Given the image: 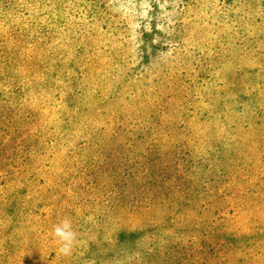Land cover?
<instances>
[{
  "label": "rangeland",
  "instance_id": "374dc122",
  "mask_svg": "<svg viewBox=\"0 0 264 264\" xmlns=\"http://www.w3.org/2000/svg\"><path fill=\"white\" fill-rule=\"evenodd\" d=\"M263 51L264 0H253V3L249 0H0V109L3 113L0 120V201H6L7 205L3 209L0 207V255L3 251L22 247L24 256L18 257L15 264H98L100 260L89 258L92 254L89 241L95 236L87 225L100 228L98 223L105 222L107 209L111 215L106 222L109 218L112 221L103 226V238L122 224L131 223L135 227L139 222L136 219L133 222L124 217L115 218L116 212L122 211L117 205L127 202L123 195L129 189L138 188L132 198L139 200L146 194L148 198L157 194L164 197L162 200L165 196L172 199L176 191L173 185L180 181L177 178L181 174L174 154L191 153V149L198 151L200 145L203 155L211 152L212 143L202 144L204 132L201 141H191L200 135L203 125H208L205 122L208 116L212 120L223 112L201 119L204 109L209 108L206 101L211 92L233 87L232 97L235 98L237 92L255 78L251 70L264 68ZM122 84L130 87L127 95L136 91L142 105L146 104L151 92L161 105L158 110L173 109L175 103L177 111L182 108L185 114L180 121L184 129L177 135L183 150L176 149V153L167 150L165 158L161 157L162 161L149 170L142 161L133 163L134 155L125 138L128 134L122 135L124 140L117 146V156L100 151L103 156L95 164L91 156L96 148L91 145V139L100 124L95 121L87 127L75 128L77 124L72 121L80 113L95 120L101 111L109 108L107 105V108L100 107L102 101L96 98L97 112L88 111L95 94L106 93V97L110 94L116 98L118 86ZM241 105L245 106L238 100L227 105L232 108L228 112L231 123L253 115L248 110L239 111ZM128 111L134 123L154 124L151 119L145 120L144 115L137 118L131 109ZM152 111L157 114L155 107ZM170 116L161 114V118ZM107 119H113V114L101 118L103 122ZM193 121H196L193 133L189 134L186 125ZM63 126L75 129L74 133L87 130L90 135L85 138L90 141L79 143L75 139L73 145L61 149L60 154H66L69 148L76 146L72 153L81 155L62 158L57 163V173L61 174L62 181L71 184L66 183L71 190L58 192L63 203L62 209L55 211L49 197L51 193L43 185H34L32 180L45 177L41 169L53 163L52 154L62 147L59 144L63 139L55 137L63 136ZM241 129L238 128L240 132ZM122 131L123 128L119 135ZM224 137L217 134L215 144L224 148L226 154L231 150L235 152L237 143L227 145ZM260 143L261 139L258 144L253 140L250 146L253 153H260L256 150ZM211 153L206 158L209 164L214 159ZM155 155L151 157L156 159ZM191 155L196 159L197 156ZM132 166L134 170L130 169ZM135 172L139 176L134 179ZM79 173L82 175L77 177ZM30 174L35 175L31 180ZM141 177L146 178L141 181ZM55 181L56 176L50 178L51 184ZM141 183H150L153 190L146 193ZM223 183L219 193L225 192L226 196L232 191L225 188V181ZM102 186L110 191L100 189ZM13 189H18V196L9 197ZM210 192H214V187ZM234 203L228 204L227 212L233 211ZM11 204L17 211H12ZM160 211L159 217H165L171 209ZM241 213L238 220L233 219L240 228H245L249 216L244 210ZM261 217L264 218V214ZM65 219L71 222L77 234L70 255L59 252L60 242L54 236V227ZM167 228L166 223H162L154 241L165 237L167 232L176 231ZM260 247L264 249V245ZM175 252L176 260L183 259L181 264H191L195 258L190 249L178 247ZM216 254H209L216 259L213 264L225 259L222 254ZM0 257V264H6L2 263L4 254ZM130 258L111 259V263L102 264L128 261L142 264L137 258Z\"/></svg>",
  "mask_w": 264,
  "mask_h": 264
},
{
  "label": "trees",
  "instance_id": "16d2710c",
  "mask_svg": "<svg viewBox=\"0 0 264 264\" xmlns=\"http://www.w3.org/2000/svg\"><path fill=\"white\" fill-rule=\"evenodd\" d=\"M249 1L253 3V0ZM261 53H264V51ZM251 72L252 74L255 73V78L253 81L248 82L249 85L247 87H243V89L238 91V95L235 98L232 97V92L235 91L233 87H229V89H216L215 87L214 89L216 90L211 92L209 99L206 101L209 108L204 109V116H201V119H204L205 115L211 116L212 114L223 112L218 117H213L212 120H209V116L208 118L205 117L207 118L205 122L208 125H203L200 135L191 138V141L194 143L201 141V134L204 132L202 144L205 142L207 144L212 143L210 145L212 153H210L214 156V159L210 160L211 165L206 159L210 153L203 155L201 145L198 151L191 149V153L184 152L183 155L176 153V149L183 150L180 148L182 144L177 135L180 130L184 129V124L180 122L185 116L184 111L182 108L177 111L178 107L175 103L172 104L173 109L169 108L167 110L161 108V110H158V107L161 105L158 103V99L154 97V93L150 91L151 95L149 98L152 99V102L148 101V98L145 101L146 104L143 105L135 90L127 95L128 88L130 87L125 84L118 86L119 89L117 90L116 98L110 94L106 97V93L101 94L99 92L100 96L95 94V97L88 107V111L91 113L97 112L99 107H95L94 100L96 98L102 101L100 107L107 108L109 106V108L101 111L102 114L99 117L95 116V120H93L94 117H84L81 113L78 118L72 120L77 124L75 128H78V126L87 127L95 121L100 124L99 127L94 129V134L91 139V145L93 144V147L96 148L93 156H91L95 158L92 160V162L95 161V164L97 159L103 156V153L100 151L103 152L104 150L106 153L108 152V155L111 154L113 157L117 156L115 154L117 152V146L124 140L122 135L127 136L128 134L129 137L125 138L128 141L129 150L134 155L132 159L134 164L142 161L143 165H147L146 169L149 170L155 167L154 164L156 162L162 161L161 157L165 158L166 153L169 152L167 150H171V152L176 153L174 154V158L179 162L178 173L181 172L177 178L180 181L173 185L176 191L172 199L165 196L166 199L162 200L164 197L161 198L157 194L153 198H148L146 196L148 194L140 200L132 198L138 188L129 189L123 195L127 199V202L117 205L118 208H122V211L116 212L115 218H119L120 220L124 217L131 221L136 219L139 221V224L135 223V227H132L131 223L122 224L120 227L108 233L106 238H103V226L112 221V218L111 220L109 218L108 223L106 222L107 217L111 215V212L107 209H105L103 218L105 222L103 224L101 222L98 223L101 226L100 228L96 229L87 225L86 228L95 236V239L89 241L92 252L89 258L94 261L100 260L98 264H102L103 262L111 263V259L122 260L127 257H131L130 259L133 260L137 258L142 264H181L183 259L176 260L177 253L175 252L176 248L179 247L182 250L190 249L194 253L195 258L191 264H197L199 262L200 264H213L216 259L210 257L209 254L211 253H217L216 255L222 254L223 258H225L223 261L216 262L215 264H264V249L260 247V244L261 246L264 245V218L261 217L264 214V68L260 67L258 70L252 69ZM235 83L238 84V82ZM80 93H78V96H80ZM233 100L244 103L245 106L241 105L238 107L239 111L248 110L253 115L245 116L240 122L231 123V120L228 118V112L232 108H227V105L233 102ZM153 107L156 108L157 114L152 111ZM224 107L225 109H223ZM129 109L132 110L137 118L144 115L147 117L145 120L151 119L154 124L146 123L145 125H140L138 122L134 123L133 121L135 119L130 120L128 115ZM198 110L200 111V109ZM110 113L113 114V119H107L103 122L101 118L105 119V114ZM162 113H167V115L171 114V116L161 118ZM2 118L3 113L0 109V120ZM129 121L132 123L130 124ZM127 122L129 123L125 124ZM194 123L196 121L186 125V129L189 128V134L193 133ZM121 128H123V131L119 135ZM238 128H242V135ZM74 130L73 128L66 129L63 126L61 131L63 132V136L55 137V139H63V143L61 142L59 144L62 147H58L55 150L56 152L52 154L53 163L41 169L43 173H46L45 177L42 175L38 181L32 180L35 183L34 185H43L51 193L49 197L52 199L51 201L54 205L53 208L56 209L55 211L61 210V203H63L62 197L57 196L58 192L60 190L64 192L71 190V188L67 187L69 183L64 180L62 181L60 178L61 174L57 173L59 167L57 163L62 158L66 159L81 155L78 152L76 154L72 153L73 149H76V146L75 148H69L66 154H60L62 152L61 149L64 146H70L75 139L79 143L82 141L83 143L90 141V138H85L90 135L87 130L84 133L81 131L74 133ZM57 134L62 133H55L54 135ZM152 134H155V136L151 137ZM217 134L225 135L223 139L227 145L237 143L235 145V152L231 150L228 154L224 153V148H219V145L215 144L214 139ZM260 139L259 149H256L260 153H253V149L250 146L253 140H256L258 144ZM87 147L90 148V146ZM84 154L88 159L91 158L88 151H85ZM154 154H156L154 156L156 159L151 157ZM191 154L197 156L196 159ZM145 161L147 162L145 163ZM18 168L19 166L16 167V169ZM130 169L134 170L135 166L130 167ZM48 170L54 175H51ZM80 175L82 173L77 174V177ZM53 176L57 177V181L51 184L50 178L53 179ZM138 176L139 174L135 172L134 179L135 177L138 178ZM32 177H35V175L30 174V180ZM145 178L141 177V181ZM224 181L226 182L225 188L229 187L232 191L226 196L224 195L225 192L219 193V186L224 184ZM10 184L12 185L11 182ZM149 184L141 183L140 187L146 188V193H150L153 189L151 190ZM78 187L80 188L82 186ZM213 187L214 192L211 193L210 190ZM100 189L110 191L105 186H102ZM16 190L18 189H13L9 197L18 196ZM111 192L113 194L115 193L114 190H111ZM1 193L2 191L0 190V195L2 196ZM53 196H57L56 199H53ZM203 199L205 201H202ZM158 200L160 201L157 202ZM232 201H235L232 205L233 211L227 212L230 206L228 204ZM165 202H168V204ZM5 206L7 207L6 201H0V207L3 209ZM167 208L171 209V212L165 217H159L161 214L160 210ZM243 210L249 216V222L247 227L240 228L236 224L237 221L233 218L238 220ZM12 211H17V208H13L12 206ZM152 211H157V213L152 214ZM230 214H233V216H230ZM157 221H160L159 224ZM164 222L168 227L167 230H176L175 233L174 231L172 233L167 232L165 237L160 236L158 241H154L156 231L159 228L162 229V223ZM151 240L153 242L149 244ZM142 243L143 248L141 249ZM138 244H140V248ZM53 246L57 247L56 244ZM135 246L139 249L137 250ZM22 250V247H19L17 250L11 249L9 251H3L0 255L2 256L4 254L5 257L2 263L15 264L16 260L19 261L18 257L24 256ZM138 255L141 256V259H139ZM132 262L128 261L125 264H133Z\"/></svg>",
  "mask_w": 264,
  "mask_h": 264
},
{
  "label": "clouds",
  "instance_id": "9594fccd",
  "mask_svg": "<svg viewBox=\"0 0 264 264\" xmlns=\"http://www.w3.org/2000/svg\"><path fill=\"white\" fill-rule=\"evenodd\" d=\"M54 236L60 242L59 252L62 255H70L76 242L77 234L72 230L71 222L67 219L54 227Z\"/></svg>",
  "mask_w": 264,
  "mask_h": 264
}]
</instances>
